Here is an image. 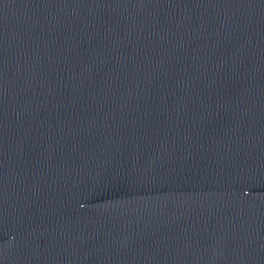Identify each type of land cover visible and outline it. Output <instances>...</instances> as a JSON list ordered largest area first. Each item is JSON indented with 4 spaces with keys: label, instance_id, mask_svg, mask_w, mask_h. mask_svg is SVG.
Masks as SVG:
<instances>
[{
    "label": "water",
    "instance_id": "1",
    "mask_svg": "<svg viewBox=\"0 0 264 264\" xmlns=\"http://www.w3.org/2000/svg\"><path fill=\"white\" fill-rule=\"evenodd\" d=\"M0 264H264V0H0Z\"/></svg>",
    "mask_w": 264,
    "mask_h": 264
}]
</instances>
